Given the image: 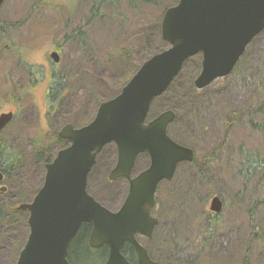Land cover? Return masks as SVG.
Wrapping results in <instances>:
<instances>
[{
  "label": "rangeland",
  "instance_id": "374dc122",
  "mask_svg": "<svg viewBox=\"0 0 264 264\" xmlns=\"http://www.w3.org/2000/svg\"><path fill=\"white\" fill-rule=\"evenodd\" d=\"M175 1L151 0L143 3L120 0L116 14L113 10L103 9L102 16L86 26L90 44L85 47L78 39L62 41V37L66 31L83 27V19L90 14L94 0L4 2L0 10L3 24V32H0V113L11 110L15 117L0 137L7 143L16 139L17 146L24 144L26 156L15 183L19 185L20 194L15 198L18 203L21 199L31 200L43 182L44 163L34 158L30 142L40 138L48 140L51 127L60 129L68 122L83 126L93 119L98 105L117 95L125 85L120 84V77H130L136 66L140 67L145 60L161 52L158 51L163 46L161 28H158L159 18L165 7ZM22 21L24 23L20 26H10ZM57 42H65L61 46L62 51H58V63L50 56ZM122 47L129 48L128 58L118 54ZM246 55L249 62L247 74L231 73L214 80L205 88L195 90L189 88L201 68L196 67L195 58H192L185 64L180 77H176L169 89L153 102L151 118L168 109H181L184 112L193 109L199 115V126L187 145L195 150L197 162L201 163L205 156L216 152L204 170L191 162H183L171 181L159 184L154 214L164 210L162 222L165 231L177 227L180 232V246L170 250L172 261H184L189 253L199 252L191 242L202 231L199 215L203 202L206 201V207L210 210V202L215 195L223 201V208L217 213L223 219L221 230L214 241L212 238V244L199 252L204 257H197L195 263L242 264L250 244L251 217L248 211L255 199H259L255 211L256 229L264 230V181L260 179L261 173L257 171L249 177L240 174L242 147L248 152L258 151L264 159V133L253 129L249 120L242 118L223 142V118L237 107L250 109L264 98V86H257L251 71L260 66L264 59V31L248 45ZM30 65L41 69L40 73H36L41 79L36 81L38 85L35 86L28 81L27 67ZM51 66L68 77L69 89L59 111L48 118L45 90ZM183 89L187 90L184 96ZM14 94L19 95L20 105L13 99ZM255 119L258 121L262 117ZM25 137L27 142H24ZM117 157L116 144L106 145L98 155L88 179L89 192L114 210L122 205L129 190L126 178L107 180ZM148 162L149 157L143 154L139 166L144 167ZM28 174L29 180H26ZM25 191L30 192L29 195L24 194ZM19 215H25L28 220L26 212ZM25 230L27 234L24 237ZM28 233L29 227L17 225L0 230V264H16L17 243L23 237V245ZM165 237L169 239L168 235ZM138 238L146 247L155 250L158 238L141 235ZM258 243L261 242H256L255 247L248 250L247 264L264 262V246ZM224 253L226 260L222 258Z\"/></svg>",
  "mask_w": 264,
  "mask_h": 264
},
{
  "label": "water",
  "instance_id": "95a60500",
  "mask_svg": "<svg viewBox=\"0 0 264 264\" xmlns=\"http://www.w3.org/2000/svg\"><path fill=\"white\" fill-rule=\"evenodd\" d=\"M5 1L0 0V10ZM263 30L264 0H179L167 8L161 35L169 47L145 60L117 95L102 101L92 121L80 127L68 122L60 128L59 136L70 144L46 164L45 181L33 201L20 205L29 211V235L16 264H71L69 247L83 223L92 226L91 247L109 246L103 264H157L137 236H153L159 224L152 213L159 184L172 180L179 164L193 162L196 153L169 134L174 110L150 117L153 102L169 88L185 61L198 54L202 67L196 88L228 76ZM50 56L54 62L60 59L56 50ZM14 117V111L2 112L0 131ZM110 143L116 144L118 157L108 179L129 182L117 210L88 190L97 157ZM141 154L149 156V164L134 173ZM222 208V199L215 195L210 210L218 213ZM127 242L136 249L135 263L123 253Z\"/></svg>",
  "mask_w": 264,
  "mask_h": 264
},
{
  "label": "trees",
  "instance_id": "16d2710c",
  "mask_svg": "<svg viewBox=\"0 0 264 264\" xmlns=\"http://www.w3.org/2000/svg\"><path fill=\"white\" fill-rule=\"evenodd\" d=\"M119 1L120 0H94V3L90 7V14L86 18L83 19V22H85L83 24V27H76L71 31L64 32L62 41L78 39L79 43L84 47L90 44V42L88 41L87 33H86V26L93 19H96L102 16L103 9L113 10V13L116 14ZM132 1L149 3L151 0H132ZM178 1L179 0H176L174 3L166 6L165 10L170 6L177 4ZM164 13L165 11L162 12L159 18V22H158L159 29L161 28V22H162ZM23 23L24 21L18 22L16 24H11L10 26H20ZM0 32H3V25L0 27ZM161 42H163V46L158 51H163L169 47V44L163 39H161ZM64 43L65 42L56 43V48L59 52L62 51L61 46ZM118 54L123 58H128L129 48L122 47L118 51ZM192 58H195L196 67L200 70L201 57H198V55L193 56L189 58L188 60H186L183 65V68L185 64L187 63V61L191 60ZM247 61H248V57L245 52V54L240 58L239 62L237 63L232 73L235 74L237 72L238 73L245 72L247 74L249 72L247 71L249 62ZM130 67L131 65L128 66L127 69H129ZM138 67L139 65L136 66L135 69H133V72L130 77L122 76L119 78L120 84H122V86L126 84L127 81L137 72ZM27 68L29 71L28 73L29 83L33 86L38 85L36 81L37 80L39 81L41 78H39L36 75V73H40L41 69H39L38 66H34V65H30ZM183 68L178 74L176 79L180 77L181 73L183 72ZM251 71H252V74L255 75V78H256L255 83L257 84V86L260 88H263L264 86V59H262V64L260 66L254 67ZM47 79H48V87L45 90V94H46V98L48 101L47 114H49L48 118H50L54 116V114L58 112L62 106L64 95L69 89V79L62 71H60L59 69H56L54 66H51L49 68ZM176 79H174V81ZM194 84H195V80L194 82L191 83V86L189 88L190 90H195L196 87ZM185 92H187V90L183 89V96ZM14 96L15 97H13V99L16 101V104L20 105L19 98L17 97L19 95L14 94ZM174 111L176 112V117H175V120L169 126V130H168L169 134L177 142L184 144V145H188V143H190L192 139V134L197 130L199 126V115L198 114L196 115V112L193 109L191 111L187 110L186 112H184L181 109H174ZM257 116L262 117V119L257 121L255 119ZM242 118H246L247 120H249L250 126L253 129H256L264 133V98L259 100L254 105V107L250 109L237 107L231 110L223 118L222 127L224 131V138H223L224 143L228 139L233 126L237 125ZM92 120L93 119H91L90 121ZM77 127H80V126H77ZM59 130L60 129H58V127L55 129L51 127L48 140H45L44 138L43 139L40 138L38 140L30 142L33 145L32 152L36 160H41L44 164L45 163L47 164L48 162H51L54 159V157L56 156L57 152L60 149L70 144V140L64 139L59 136ZM219 146H221V144ZM11 151H13L11 149V146L8 145L3 140H1L0 141V165H3V167L6 170H9V173H12L14 171L17 172L20 169V167H22V163L24 162L23 158L21 157L22 155L13 154ZM15 151H18V150L15 148ZM215 153L216 152H212L209 155L205 156L204 160L201 163L197 162V157L195 156L194 161L191 163L197 165L200 170H204L205 166L212 160V157L215 155ZM142 155L143 154H141L137 158L133 172L134 171L140 172L141 170H143L144 168L148 166L149 162L144 167L139 166V159ZM240 155H241V158L243 159L241 163L242 168L240 169V174H245V176L249 177V176H252L254 172L259 171L261 173L260 179L264 181V159L262 158V156H260V153L258 151L248 152L246 148L242 147L240 150ZM145 156L146 158L149 157L147 154H145ZM18 166L20 167L18 168ZM203 174H204L203 176L206 177V174L205 173ZM107 180L109 181L108 177H107ZM29 193L30 192L28 191L24 192V194L26 195H29ZM21 196L25 197V195H21ZM258 202H259V199L253 200L251 207L248 211V214L251 217V221H250L251 232L249 235L250 244L248 247L249 251H251L255 247L254 245H256V242H261L262 245L264 246V243H263L264 242V230L256 229V223H255L256 217H257V214H255V211H256V206L259 204ZM203 203H204L203 210L199 215V222L202 225V231L200 235L198 236V238H196L194 241L191 242L193 247L197 249L199 252H203L210 243L212 244V238L214 241V238L218 235L219 231L221 230L220 225L223 223L222 217L219 214L211 212L209 209H207L206 201ZM154 209H153V213H154ZM1 214L2 216H0V230L3 228L10 229V228H13L15 225L20 226V227L24 226L25 228L29 227L28 220L25 215L14 214L11 216H6L3 213ZM156 216L159 218V224L156 226L153 236L158 238V243L155 248L157 252H155V250H152L150 247H146L144 244L143 245L147 248L149 254L157 262V264H193L195 263V260L197 257L198 258L204 257V255L200 254L199 252L197 253L191 252L187 255L188 258L184 261L178 262V261L170 260V252H171L170 250H172L173 248H178L181 244L180 237H179L180 232H178L177 227L171 228L170 231H167V232L165 231L164 224L162 222L163 217H164V210H159ZM91 230H92L91 224L83 223L81 228L77 232L76 236L71 241V244L69 247V253H68V259L71 262V264H103L107 260V257L109 254L108 245L105 244L99 248H93L89 245L88 239H89ZM26 234H27V231L25 230L24 237ZM165 235H168L169 239H166ZM23 239L24 238L22 237L17 243L16 250H15L16 260L18 259L19 254L22 248L24 247L28 237L26 238V241L22 245ZM261 243H258V244H261ZM248 250L245 252V260H243L242 264H247L246 258H247ZM123 253L128 258L129 261L133 263L136 262L137 252L133 244L127 242L123 248ZM222 258L226 260V253L222 255ZM263 263L264 262H262L261 264Z\"/></svg>",
  "mask_w": 264,
  "mask_h": 264
},
{
  "label": "flooded vegetation",
  "instance_id": "af4514ba",
  "mask_svg": "<svg viewBox=\"0 0 264 264\" xmlns=\"http://www.w3.org/2000/svg\"><path fill=\"white\" fill-rule=\"evenodd\" d=\"M2 22L0 21V27L2 26ZM56 51L57 48L54 47ZM1 114V113H0ZM13 120V119H12ZM11 124V122H9L7 124L6 127H8L9 125ZM5 127V128H6ZM4 128V129H5ZM3 129V130H4ZM2 130V131H3ZM0 131V134L1 132ZM27 138L25 137L24 139V142H26ZM3 140L1 137H0V141ZM4 142H6L5 140H3ZM16 139L10 143H7L8 145L11 146V149L13 151H11L13 154H17V155H22L21 157L23 158V161H24V158H25V148H24V144H20L19 146H17L16 144ZM15 148L18 150V151H15ZM22 161V162H23ZM20 166H18L19 168ZM17 169V168H16ZM0 171L3 173L4 175V179L3 181H0V188L2 187H7V190H3V191H0V216H2L1 213L5 214L6 216H11V215H14V214H20L22 212H26L27 214V217L29 218V211L27 209H22L20 207L21 204H26V203H30L33 201V199L35 198L36 194L38 193V191L40 190V188L43 186V183L45 181V177H46V163L44 164V169H43V174H42V179H43V182L40 184L39 188H38V191L36 192V194L32 197L31 200H27V199H21V201H19L20 203H18L15 198H17V196L20 194L19 192V185H15V183L17 182L16 178L18 177V175H20L18 173V171H14L12 173H9V170H6L3 165H0ZM26 180H29V174L26 175L25 177ZM41 181V179H40ZM39 181V182H40ZM18 203V204H17ZM17 204V205H16ZM82 226V225H81ZM81 228V227H80ZM5 229V228H3Z\"/></svg>",
  "mask_w": 264,
  "mask_h": 264
},
{
  "label": "bare ground",
  "instance_id": "6f19581e",
  "mask_svg": "<svg viewBox=\"0 0 264 264\" xmlns=\"http://www.w3.org/2000/svg\"><path fill=\"white\" fill-rule=\"evenodd\" d=\"M60 62V61H59ZM56 63H58V62H56ZM13 170V169H12ZM260 236V235H259Z\"/></svg>",
  "mask_w": 264,
  "mask_h": 264
}]
</instances>
